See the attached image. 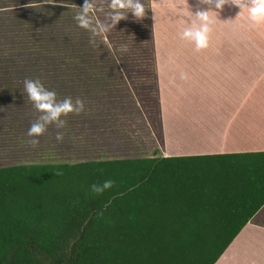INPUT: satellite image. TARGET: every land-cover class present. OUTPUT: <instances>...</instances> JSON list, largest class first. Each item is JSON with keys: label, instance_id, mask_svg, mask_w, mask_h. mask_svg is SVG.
<instances>
[{"label": "rangeland", "instance_id": "obj_1", "mask_svg": "<svg viewBox=\"0 0 264 264\" xmlns=\"http://www.w3.org/2000/svg\"><path fill=\"white\" fill-rule=\"evenodd\" d=\"M82 3L0 0V166L147 154L150 140L142 141L145 149H138L133 139L138 134L131 132L132 138L124 139V116L117 113L140 107L151 109V119L158 115L156 72L166 71L171 61H251L246 71L252 74L253 101L264 108V23L253 24L247 9H212L218 14L209 13L214 22L208 47L197 51L194 42L181 38L185 28L199 23L193 15L196 0H142L143 18L128 13L107 33L96 35L74 19ZM110 3L96 0L91 14L95 24L110 23ZM25 79H39L56 92L57 100L84 102L80 114L61 117L63 128L49 125L35 147L27 133L41 113L28 99ZM57 133L63 134L62 140L56 139Z\"/></svg>", "mask_w": 264, "mask_h": 264}, {"label": "trees", "instance_id": "obj_2", "mask_svg": "<svg viewBox=\"0 0 264 264\" xmlns=\"http://www.w3.org/2000/svg\"><path fill=\"white\" fill-rule=\"evenodd\" d=\"M263 204L264 152L0 166V264H214Z\"/></svg>", "mask_w": 264, "mask_h": 264}, {"label": "crops", "instance_id": "obj_3", "mask_svg": "<svg viewBox=\"0 0 264 264\" xmlns=\"http://www.w3.org/2000/svg\"><path fill=\"white\" fill-rule=\"evenodd\" d=\"M238 63L177 60L157 71L159 114L151 119V109L140 107L117 113L124 116V139L133 132L139 136L133 137L136 148L145 149L147 138L152 144L147 154L129 158L264 152V108L253 101L252 74L246 71L252 62ZM214 264H264V204Z\"/></svg>", "mask_w": 264, "mask_h": 264}, {"label": "clouds", "instance_id": "obj_4", "mask_svg": "<svg viewBox=\"0 0 264 264\" xmlns=\"http://www.w3.org/2000/svg\"><path fill=\"white\" fill-rule=\"evenodd\" d=\"M201 5L207 7H200ZM225 6H234L240 11L247 9L248 17L253 24L264 23V0H196V10L193 15L199 23H193L191 27L185 28L181 38L194 42L197 51L207 48L209 33L212 31L211 25L214 22L209 13H217L212 9L222 10ZM78 7L79 11L74 19L79 27L91 31L93 35L107 33L121 20L126 19L128 13H131L138 20L145 16V6L142 0H111L110 7L113 11L110 14V23H94L91 14L97 7L96 0H83L82 5ZM23 83L28 99L34 108L41 113L38 119L31 124L27 133L29 137H33L29 141L33 147L39 144L38 137L47 131L49 125L55 124L57 128H63L65 120L61 119L62 116L67 117L70 113L78 115L84 110V102L81 99L77 98L75 102L71 97L57 100L56 92L46 89L39 79H25ZM56 139L62 140L63 134L57 133ZM56 174L61 175L62 173ZM112 186L113 181L108 180L103 183V187L94 184L91 188L99 194Z\"/></svg>", "mask_w": 264, "mask_h": 264}]
</instances>
